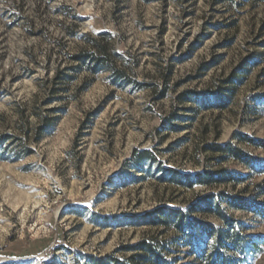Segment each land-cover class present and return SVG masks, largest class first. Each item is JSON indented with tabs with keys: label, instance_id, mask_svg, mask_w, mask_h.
<instances>
[{
	"label": "rangeland",
	"instance_id": "obj_1",
	"mask_svg": "<svg viewBox=\"0 0 264 264\" xmlns=\"http://www.w3.org/2000/svg\"><path fill=\"white\" fill-rule=\"evenodd\" d=\"M94 43L120 74L71 57ZM260 93L264 0H0V264L124 261L153 238L167 264H205L164 209L264 239ZM226 143L256 168L210 149Z\"/></svg>",
	"mask_w": 264,
	"mask_h": 264
},
{
	"label": "trees",
	"instance_id": "obj_2",
	"mask_svg": "<svg viewBox=\"0 0 264 264\" xmlns=\"http://www.w3.org/2000/svg\"><path fill=\"white\" fill-rule=\"evenodd\" d=\"M96 47L95 52L80 51L73 54L71 57L81 62H90L95 64L103 62L105 67L111 72L120 74L122 71L118 70L111 59V54L106 51L104 46L94 43ZM249 57L248 62H252ZM243 69L239 66L238 69ZM242 71V70H240ZM239 72V70H238ZM236 72L231 73L226 78L220 80L216 84V89L209 90V95L213 96L217 101L219 109L226 108L234 95V89L231 88L237 83ZM186 93H182L180 100H183ZM255 103L257 109L261 114H264V93L255 96ZM210 149L220 152L224 155L228 154L236 160L246 163L250 168H256L258 162L247 152L226 143L224 145L214 144ZM148 152H136L137 155H147ZM262 169V168H261ZM226 173L206 171L205 173L196 174L195 181L206 184L217 181H223ZM228 179V178H227ZM205 207L210 209V201L204 202ZM255 205V206H254ZM257 216L264 218V206L252 204ZM188 208H191L189 206ZM158 220L154 223H160L170 226V220L175 223V226L184 235V244L190 246L193 250L196 260L205 264H250L251 259H254L260 252L264 245V239L260 237H244L240 235L236 229V224L233 221H226L228 228L220 230L213 225L197 224L194 220L185 222V217L182 211L171 209H164ZM161 217V218H160ZM170 217V218H167ZM174 218V220L172 218ZM225 219V216H223ZM134 254L130 255L127 260L120 261L118 258L110 257L108 259L97 260L96 264H167L165 262L163 253L166 245L156 239L140 240L135 246ZM210 247V248H208ZM210 249L209 253H206Z\"/></svg>",
	"mask_w": 264,
	"mask_h": 264
}]
</instances>
